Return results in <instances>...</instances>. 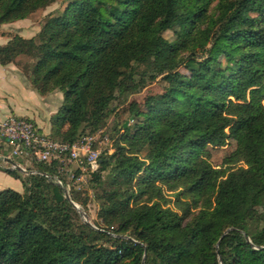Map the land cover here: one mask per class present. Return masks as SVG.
I'll list each match as a JSON object with an SVG mask.
<instances>
[{
  "label": "trees",
  "instance_id": "1",
  "mask_svg": "<svg viewBox=\"0 0 264 264\" xmlns=\"http://www.w3.org/2000/svg\"><path fill=\"white\" fill-rule=\"evenodd\" d=\"M54 2L0 0V27ZM6 35L0 65L22 55L30 88L62 96L51 137L93 135L124 105L131 123L108 125L113 153L84 188L56 163L1 169L23 192L0 191V264H264V0H66L34 38ZM40 173L85 212L100 188L97 222Z\"/></svg>",
  "mask_w": 264,
  "mask_h": 264
},
{
  "label": "built area",
  "instance_id": "2",
  "mask_svg": "<svg viewBox=\"0 0 264 264\" xmlns=\"http://www.w3.org/2000/svg\"><path fill=\"white\" fill-rule=\"evenodd\" d=\"M101 133L99 130L95 136H84L73 142L60 141L43 133L33 120L10 115L0 120V167L9 171H17L19 167L18 173L29 176L39 173L27 169V163H56L57 172L80 189L87 184V176L99 171L101 158L113 153L114 140L99 137ZM40 175L69 192V185L58 176Z\"/></svg>",
  "mask_w": 264,
  "mask_h": 264
},
{
  "label": "rangeland",
  "instance_id": "3",
  "mask_svg": "<svg viewBox=\"0 0 264 264\" xmlns=\"http://www.w3.org/2000/svg\"><path fill=\"white\" fill-rule=\"evenodd\" d=\"M65 4H66V0H55L53 4L46 7L45 9L38 10L37 12L31 14L28 19L18 21L17 23L15 22L12 24L4 25L3 27H1L2 31H0V34L3 35L8 34L10 36L15 34V32L16 33L20 32L24 38H34L39 32L45 17L50 13L61 11L65 7ZM164 36L168 39L172 38L171 32H165ZM1 39L2 38L0 37V41H3ZM162 86L163 84L159 81L152 83L147 87H145L139 93H135L131 95L129 97V102H135L138 105L142 106L151 98L161 93ZM30 90L34 92V97L29 96L28 94L27 96L29 98L26 99V101L21 103L20 105L17 102L14 103L11 102L10 103L11 108L13 109L15 115L17 116L23 115L32 118V120L36 122V125L43 133L50 134V119L57 112L61 103L62 96L58 92H53L46 96H39L35 93L34 90L32 89ZM18 100L20 101V99ZM113 119H115L118 122V124H122L124 127H127L131 123V117L129 111L127 110V105H124L117 110L115 116L112 117L110 121L107 123V125L101 129L102 133L101 135H99V137L107 136L110 140L112 141L114 140L113 135L108 132V125L111 123ZM93 135L95 136V134ZM233 149H234V142L229 143L224 148L210 149L211 164L213 166H219L222 162L223 157L227 155L229 152H231ZM26 168L32 169L29 163L26 164ZM1 171L2 170L0 167V172ZM0 174H4L2 176L3 178L0 179V191L4 189H11L19 193L23 192L22 185L19 180H16L10 175L3 172H1ZM87 180H88V176H87ZM87 185L88 182L82 188L86 187ZM89 196H90V203L88 204V208L86 209L87 212H85L78 205L77 206L79 207L80 211L85 212V214L87 215V220L92 225V223L97 222L96 213L98 211V208L103 204L104 194L100 188H97L94 190H90ZM81 220L83 221V218H81Z\"/></svg>",
  "mask_w": 264,
  "mask_h": 264
},
{
  "label": "crops",
  "instance_id": "4",
  "mask_svg": "<svg viewBox=\"0 0 264 264\" xmlns=\"http://www.w3.org/2000/svg\"><path fill=\"white\" fill-rule=\"evenodd\" d=\"M3 26L4 25H2L1 27ZM1 27H0V31H2ZM15 34L22 36L20 32L18 33L15 32ZM0 37L2 38L1 40H3L0 41V45H3L8 41L7 35L0 34ZM25 62H26V57L20 55L16 58L14 64L5 67L0 65V120H3L10 115H15L13 109L11 108V104H10L11 102L13 103L17 102L20 105L21 103L25 102L26 99L29 98L27 96L28 94L29 96L34 97V92L30 90L31 88L29 87L26 80L21 76L19 71L20 67ZM18 99H20V101ZM18 116L29 118L32 120V118L27 116H23V115H18ZM1 145L2 144L0 142V147ZM3 175L4 174H0V179L3 178L2 177Z\"/></svg>",
  "mask_w": 264,
  "mask_h": 264
},
{
  "label": "water",
  "instance_id": "5",
  "mask_svg": "<svg viewBox=\"0 0 264 264\" xmlns=\"http://www.w3.org/2000/svg\"><path fill=\"white\" fill-rule=\"evenodd\" d=\"M16 170L17 171H20V168L17 167ZM62 189H63V192H64V198H66L73 205V207L77 210V212L79 213V215L81 216V218H83V222L87 226L92 227V225L90 224V222L87 220V215L85 214V212L84 211H80L79 207L70 200L68 191L66 189H64V188H62ZM244 237L248 240V238L245 235H244Z\"/></svg>",
  "mask_w": 264,
  "mask_h": 264
}]
</instances>
